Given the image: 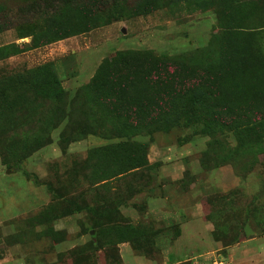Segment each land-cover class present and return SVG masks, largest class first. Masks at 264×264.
I'll list each match as a JSON object with an SVG mask.
<instances>
[{
	"label": "rangeland",
	"instance_id": "obj_1",
	"mask_svg": "<svg viewBox=\"0 0 264 264\" xmlns=\"http://www.w3.org/2000/svg\"><path fill=\"white\" fill-rule=\"evenodd\" d=\"M142 2L0 0V264H264V0ZM128 49L213 85L124 135L87 85Z\"/></svg>",
	"mask_w": 264,
	"mask_h": 264
},
{
	"label": "trees",
	"instance_id": "obj_2",
	"mask_svg": "<svg viewBox=\"0 0 264 264\" xmlns=\"http://www.w3.org/2000/svg\"><path fill=\"white\" fill-rule=\"evenodd\" d=\"M159 1L143 0L141 11L156 9ZM189 64L183 56H163L152 49H128L105 59L87 88L95 103L104 109L100 113L103 118L110 122H122L124 135H136L149 126L171 123L177 117L171 116L177 112L184 93L213 85L207 77L214 78L217 68L205 66L202 69ZM83 137L84 134H78V139ZM145 144L140 143L141 146ZM145 165L141 159L115 175H124ZM16 167L28 174L20 163Z\"/></svg>",
	"mask_w": 264,
	"mask_h": 264
},
{
	"label": "water",
	"instance_id": "obj_3",
	"mask_svg": "<svg viewBox=\"0 0 264 264\" xmlns=\"http://www.w3.org/2000/svg\"><path fill=\"white\" fill-rule=\"evenodd\" d=\"M245 232L247 234L251 233L252 232V228L249 225H246ZM174 264H190V260H184V261H180V262H177V263H174Z\"/></svg>",
	"mask_w": 264,
	"mask_h": 264
},
{
	"label": "crops",
	"instance_id": "obj_4",
	"mask_svg": "<svg viewBox=\"0 0 264 264\" xmlns=\"http://www.w3.org/2000/svg\"><path fill=\"white\" fill-rule=\"evenodd\" d=\"M154 203H163V199H158L156 201H154ZM243 253V252H242ZM244 255V254H243Z\"/></svg>",
	"mask_w": 264,
	"mask_h": 264
}]
</instances>
